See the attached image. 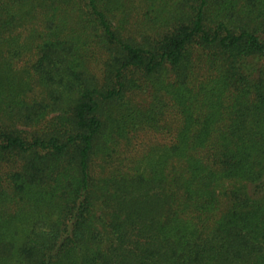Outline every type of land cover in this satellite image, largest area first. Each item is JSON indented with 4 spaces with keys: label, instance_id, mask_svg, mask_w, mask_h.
Returning <instances> with one entry per match:
<instances>
[{
    "label": "trees",
    "instance_id": "16d2710c",
    "mask_svg": "<svg viewBox=\"0 0 264 264\" xmlns=\"http://www.w3.org/2000/svg\"><path fill=\"white\" fill-rule=\"evenodd\" d=\"M0 46L45 87L0 123V264H264V0H0Z\"/></svg>",
    "mask_w": 264,
    "mask_h": 264
},
{
    "label": "rangeland",
    "instance_id": "374dc122",
    "mask_svg": "<svg viewBox=\"0 0 264 264\" xmlns=\"http://www.w3.org/2000/svg\"><path fill=\"white\" fill-rule=\"evenodd\" d=\"M2 47L0 46V52ZM8 59H2L0 55V79H4L8 75L12 78L0 88V123L9 125L15 129L28 130L23 123L21 114V106L18 104L24 96H39L45 93V87L33 76L30 68L22 61L13 64L14 70L8 71ZM144 93H151L149 89H145ZM142 142H150L151 144L162 143L163 136L158 134H148L138 140Z\"/></svg>",
    "mask_w": 264,
    "mask_h": 264
}]
</instances>
